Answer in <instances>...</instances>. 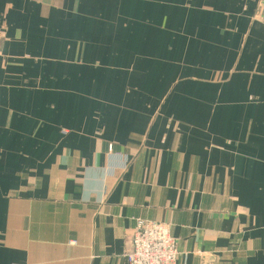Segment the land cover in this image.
<instances>
[{
    "label": "crops",
    "instance_id": "obj_1",
    "mask_svg": "<svg viewBox=\"0 0 264 264\" xmlns=\"http://www.w3.org/2000/svg\"><path fill=\"white\" fill-rule=\"evenodd\" d=\"M0 39V264H127L138 220L264 264V0H0Z\"/></svg>",
    "mask_w": 264,
    "mask_h": 264
},
{
    "label": "built area",
    "instance_id": "obj_2",
    "mask_svg": "<svg viewBox=\"0 0 264 264\" xmlns=\"http://www.w3.org/2000/svg\"><path fill=\"white\" fill-rule=\"evenodd\" d=\"M109 151L114 152L112 145ZM71 244L76 243L72 241ZM128 245L125 253L127 264H178V243L166 224L138 220Z\"/></svg>",
    "mask_w": 264,
    "mask_h": 264
},
{
    "label": "rangeland",
    "instance_id": "obj_3",
    "mask_svg": "<svg viewBox=\"0 0 264 264\" xmlns=\"http://www.w3.org/2000/svg\"><path fill=\"white\" fill-rule=\"evenodd\" d=\"M1 40V39H0Z\"/></svg>",
    "mask_w": 264,
    "mask_h": 264
}]
</instances>
